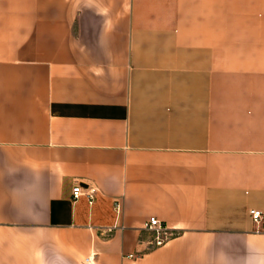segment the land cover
Here are the masks:
<instances>
[{
    "label": "crops",
    "instance_id": "crops-1",
    "mask_svg": "<svg viewBox=\"0 0 264 264\" xmlns=\"http://www.w3.org/2000/svg\"><path fill=\"white\" fill-rule=\"evenodd\" d=\"M0 264H264V0H0Z\"/></svg>",
    "mask_w": 264,
    "mask_h": 264
},
{
    "label": "built area",
    "instance_id": "built-area-1",
    "mask_svg": "<svg viewBox=\"0 0 264 264\" xmlns=\"http://www.w3.org/2000/svg\"><path fill=\"white\" fill-rule=\"evenodd\" d=\"M83 193L81 186L79 183L75 182L73 187H72V196L74 198L78 197L79 195H81ZM89 198L91 199L92 194L87 193ZM249 213L253 219L254 222H259L262 217H263V212L261 209L256 208V207H252L249 210ZM145 227L148 229H151L155 232V236H154V242L155 243H160L165 236L169 235L171 232L166 231L165 227L162 225L160 219L155 216V215H151L150 217H148V219L144 222Z\"/></svg>",
    "mask_w": 264,
    "mask_h": 264
},
{
    "label": "rangeland",
    "instance_id": "rangeland-1",
    "mask_svg": "<svg viewBox=\"0 0 264 264\" xmlns=\"http://www.w3.org/2000/svg\"><path fill=\"white\" fill-rule=\"evenodd\" d=\"M55 258H56V261L58 258H60V256L57 254V250H56V253H55Z\"/></svg>",
    "mask_w": 264,
    "mask_h": 264
}]
</instances>
